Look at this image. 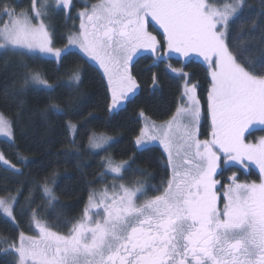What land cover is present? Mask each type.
<instances>
[{
    "label": "snow or ice",
    "instance_id": "snow-or-ice-1",
    "mask_svg": "<svg viewBox=\"0 0 264 264\" xmlns=\"http://www.w3.org/2000/svg\"><path fill=\"white\" fill-rule=\"evenodd\" d=\"M72 7V0H30L19 12L0 6V17H8L0 26V55L21 58V91L31 85L34 91L54 92L44 72L26 61L55 59L58 71L75 45L103 69L111 112L138 87L128 69L141 50L150 52L154 64L174 53L188 61L200 59L210 78L211 139H199L196 86H188L189 74L182 68H172L185 78L187 106L177 107L159 126L146 124L135 138L138 150L146 142L159 141L167 154L171 175L152 189L157 194L149 196L139 182L90 191L82 215L60 225L64 232L54 230L58 221L50 223L39 207L33 208L29 227L36 234L21 232L18 243L5 251H14L16 264H264V136L247 142L253 130H264V0L255 16L246 0H223L219 5L207 0H98L77 13L79 31L57 48L45 18L50 10L73 18ZM150 26L162 39L149 31ZM66 75V84L60 86L71 92L82 82L81 70L69 68ZM152 79L155 85V74ZM50 101L48 110L62 115L60 104ZM68 105L74 107L71 96ZM68 131L74 133L76 125L68 122ZM14 136L12 119L0 112V137L14 143ZM109 139L94 134L89 144L100 148ZM0 162L14 173L21 171L2 153ZM251 164L259 168L260 182L239 183L233 172L221 198L215 178L219 170ZM105 167L114 179H122L130 163L109 158ZM39 188L47 206L53 207L57 197L47 178ZM31 199L30 192L26 203ZM16 202L11 194L0 197V212L13 223Z\"/></svg>",
    "mask_w": 264,
    "mask_h": 264
},
{
    "label": "trees",
    "instance_id": "trees-1",
    "mask_svg": "<svg viewBox=\"0 0 264 264\" xmlns=\"http://www.w3.org/2000/svg\"><path fill=\"white\" fill-rule=\"evenodd\" d=\"M84 1L94 3L98 0ZM246 3L253 9V16L261 11V0H246ZM5 4L19 12L30 6V0H0V6ZM72 4L73 18L66 19L63 11L50 15V32L55 46L66 42L71 24L77 22L74 10L86 6L77 0H72ZM261 23H264V18ZM165 51L166 47L161 49V53ZM5 59L8 60L7 65ZM20 60L18 56L0 55V112L12 119L15 132L14 143L0 139V153L21 170L14 173L0 162V197L9 194L17 197L15 223L0 212V264H16L14 252L5 249L18 241L21 232L34 233L29 227L33 208L39 207L40 214L50 223L58 221L54 230L64 232L67 229L60 225L82 215L90 191L110 189L109 185L113 183L118 186L134 182L143 183L152 190L160 187L162 181H167L170 172L161 148L151 146L138 150L135 137L141 129V113L155 122H162L169 119L178 107L185 78L170 73L169 65L171 69L182 68L189 74L188 86H196V96L201 105L199 130L202 138L207 137L211 120L207 105L210 78L200 59L188 61L174 53L169 59L154 64V57L148 52L136 57L129 64V72L138 87L122 107L112 112L108 107L111 94L105 77L78 51L70 50L58 71L53 59L26 61L29 67L42 70L49 83L55 86V91L50 94L34 91L31 85L21 91L23 69L19 66ZM73 67L81 70L82 82L78 87L73 85L70 92L67 86H60V82L66 84L67 70ZM154 74L157 77L155 85ZM70 96L74 107L68 105ZM50 97L60 104L62 115L48 110ZM68 122L76 125L74 133L68 131ZM263 132L255 129L247 140L253 142ZM94 134L105 135L111 140L103 148H93L89 144V136ZM109 158L116 163L129 161L130 168L123 172L122 179L106 175L105 163ZM239 174L241 181H260L257 170L250 169L247 175ZM45 178L57 197L53 207L47 206L39 188V183ZM30 192L31 202L26 203ZM22 208H27L23 214ZM4 240L7 243H3Z\"/></svg>",
    "mask_w": 264,
    "mask_h": 264
},
{
    "label": "rangeland",
    "instance_id": "rangeland-1",
    "mask_svg": "<svg viewBox=\"0 0 264 264\" xmlns=\"http://www.w3.org/2000/svg\"><path fill=\"white\" fill-rule=\"evenodd\" d=\"M75 1H76V0H75ZM221 1H222V0H207V2H208L209 4H214V5H218V4H220ZM49 2L52 3V0H49ZM97 2H98V1H96V2H94V3H88L87 1H84V0H77V3H80V4H82V5H86V6L89 7V8L91 7L92 4H95V3H97ZM86 6H84L82 9L77 8V9L74 10L75 14H74V12H73V14H74L73 16H74V17L76 16V18H77V22L75 21V22H73V23L71 24V27H70V29L68 30L69 33L66 35V42H64L63 44L58 45V46H55V45H54L55 47H57V48H62L64 45H66V44L68 43V37H69V35H70L72 32H78V31H79L80 19H79V17L77 16V13H78L79 11H81V10H84ZM78 9H80V10H78ZM77 10H78V11H77ZM53 12H55V11H51V10H50L49 16L45 18V22H46L47 24H49V26H50V21H49V19H50V15H51ZM7 19H8V17H6V16L0 17V26H2L3 23H4V21L7 20ZM73 26H74V27H73ZM49 31H51V30H50V27H49ZM50 33H51V32H50ZM51 38H52V37H51ZM70 50H75V51H78L80 54H82V55L87 59V61H88L89 63H91L92 65H94L96 68H98V69L101 71L102 75L105 77L106 82H107V78H106V76L104 75V71H103V69L100 67V65H99V63H98L97 61L92 60L90 57H88L85 53L82 52V50H81L78 46H75V45H74V46L71 47ZM145 53H146L145 51L141 50L139 54H137V55H135V56L133 57V60H134L136 57L140 56L141 54H145ZM148 53H150V52H148ZM178 55H179V54H178ZM53 60H55V59H53ZM133 60H132V61H133ZM132 61H131V62H132ZM128 70H129V69H128ZM168 70H169L170 73H172V74H174V75H177L176 73L172 72V69H171L170 67H168ZM184 89H185V82H184V84L182 85L181 100H180V102H179V104H178V107H179V106H187V97H186V96H183ZM129 95H130V94H129ZM125 102H126V100H125V101H122L121 104H120L116 109L122 107V106L124 105ZM116 109H114V110H112V111H115ZM112 111H111V112H112ZM175 112H176V111H175ZM140 118H141V122H142L141 128L145 127L146 124H149V125H150V124H152V123H154V124H156L157 126H159L160 124H162V123H164L165 121H167V120L170 119V118H169V119H167V120H165V121H162V122H155V121L151 120L150 118H148L147 116H145L144 114H143V115L140 114ZM257 129L259 130V128H257ZM140 130H141V129H140ZM210 132H211V120H210V130H209V133H208L210 138H209V137H208V138H202V136H200V130H199V126H198L199 139H201V140L211 139ZM139 134H140V131H139L138 135H139ZM138 135H137V136H138ZM104 136H105V135H104ZM137 136H136V137H137ZM261 136H264V132L261 134ZM261 136L257 137L256 140H258ZM136 137H135V138H136ZM109 138H110V137H109ZM0 139L6 140V139L3 138V137H0ZM110 140H111V138H110L108 141H110ZM256 140H255V141H256ZM108 141H107V142H108ZM255 141H253V142H255ZM107 142H106L105 144H103L100 148L105 147L106 144H107ZM247 142H250V141L247 140ZM250 143H251V142H250ZM135 145H136V143H135ZM151 146H158V147H160L161 150H162V152H163V154H164V156H165V158H166V161H167V154L164 153L163 147L159 144V141L146 142L144 148H146V147H151ZM136 147H137V145H136ZM96 149H99V148H96ZM137 149H138V147H137ZM166 163H167V162H166ZM251 166H254V167L259 171V168H258L255 164H251ZM238 168H241V167H238ZM241 169L246 170V168H241ZM233 170H234V169H233ZM229 171H232V169H230ZM169 172H170V175H171V171H170V169H169ZM105 173H106V175H108V176L114 178V175H113L112 173L108 172L107 169H105ZM259 173H260V172H259ZM244 180H245V178H244ZM245 181H246V180H245ZM111 185H112V184H110L109 186H111ZM1 213H2V212H1ZM2 214H3V213H2ZM3 215H4V214H3ZM4 217H6V216L4 215ZM6 218H7V217H6ZM7 219H9V218H7ZM34 234H36V233L34 232L33 234H25V235H26V236H31V235H34ZM17 242H18V241H17ZM13 252H14V251H13ZM14 254H15V253H14ZM15 256H16V259H17L18 257H17L16 254H15Z\"/></svg>",
    "mask_w": 264,
    "mask_h": 264
},
{
    "label": "flooded vegetation",
    "instance_id": "flooded-vegetation-1",
    "mask_svg": "<svg viewBox=\"0 0 264 264\" xmlns=\"http://www.w3.org/2000/svg\"><path fill=\"white\" fill-rule=\"evenodd\" d=\"M150 19V18H149ZM153 24H154V22H153ZM157 28H158V26H156ZM149 31H151L152 32V34L153 35H157V38L158 39H162V35H160L157 31H154L153 30V27H149ZM209 137V134L207 135V137H204V138H208ZM210 138V137H209ZM230 169H232V171H229ZM234 169V170H233ZM250 169H253V170H257L254 166H249L248 168H246V170H243V169H241V168H238V167H230V166H227V167H225V168H223V169H220L219 171H220V174L219 175H217L215 178L217 179V181H219L220 183L217 185V188H218V195L222 198L223 197V193H224V191L226 190V187H227V185H229L230 183H231V181L229 180V177L233 174V172H235L238 176H239V180H238V182L239 183H245L244 181H241L242 179H240V172H242L244 175H247L248 174V172L250 171ZM240 171V172H238V171ZM258 171V170H257ZM258 173H259V171H258ZM260 174V173H259ZM260 182V181H259ZM258 182V183H259ZM155 194H157V193H155V192H153V190H148V195L149 196H152V195H155ZM223 203H224V201H223V199H221L220 201H219V206L221 207V208H223Z\"/></svg>",
    "mask_w": 264,
    "mask_h": 264
}]
</instances>
